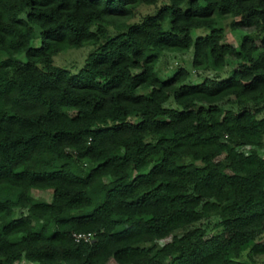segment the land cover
Segmentation results:
<instances>
[{"label": "trees", "instance_id": "1", "mask_svg": "<svg viewBox=\"0 0 264 264\" xmlns=\"http://www.w3.org/2000/svg\"><path fill=\"white\" fill-rule=\"evenodd\" d=\"M157 1L0 0V264H255L264 255V157L237 150L264 145V116L223 107L264 102V0H166L124 22ZM228 17L243 31L237 47L216 24ZM195 29L208 32L193 39ZM83 44L93 49L76 72L53 64ZM190 48L193 69L230 64L229 76L192 84L179 68L158 77L163 51ZM30 189H51V201ZM209 215L220 228L210 237L198 226L172 235ZM73 232L95 235L75 242Z\"/></svg>", "mask_w": 264, "mask_h": 264}, {"label": "rangeland", "instance_id": "2", "mask_svg": "<svg viewBox=\"0 0 264 264\" xmlns=\"http://www.w3.org/2000/svg\"><path fill=\"white\" fill-rule=\"evenodd\" d=\"M167 3L166 0H158L154 5H138L134 11L133 16L127 20H124L126 24L134 23L140 21L146 15H152L156 12L157 8L161 5ZM116 21L123 20V18L115 17ZM231 18H221L216 21L218 27L223 29V38L222 42L226 44H230L234 47H237L240 39L243 35V31L238 28L231 29L229 23ZM167 23L164 24V28H167ZM35 33L38 32V27L34 26ZM108 32L110 35L116 33V29L110 25L108 27ZM208 32L206 29H195L191 31V37L194 39L198 35H204ZM32 47H37L39 45L38 37L34 38L31 42ZM258 41L256 44L258 45ZM93 46L89 44H83L80 47H73L65 49L56 55L53 56L52 61L53 64L62 68L67 69L70 73L76 72L79 68L83 66L84 60L87 57L88 53L92 51ZM18 60H24L23 55H15ZM191 59H192V48H190L186 52H172V51H163L159 59L155 65V70L157 75L160 79H167L177 71L179 68H184L188 71L189 77L187 79L188 83H198L204 77H210L213 79H225L230 74V64L226 65L221 70H195L191 66ZM166 107H174V103L172 99H169L167 102L163 104ZM224 109H229L233 111L240 110L242 108L249 109L252 111H257V116L262 117L264 116V102L255 105L253 103H248L245 106L241 107L234 103V101H226L223 103ZM132 121H136V117L130 118ZM237 150L244 154H248L251 150L257 151V153L264 157V145L260 148L258 147H251V146H238ZM104 182H107L109 179L105 177ZM29 194L36 199H43L47 202L51 201L52 191L51 189H30ZM21 213H25V210L20 208H16L14 210L15 217L19 216ZM218 224V217L215 215H209L203 217L197 223L193 225L186 226L182 229H177L172 232V235L180 236L182 234L187 233L193 227H201L205 231V238L210 237L212 234L219 231ZM263 237H259L258 240L262 241ZM169 240V239H168ZM264 260V255L254 257L255 264H261ZM14 264H31L25 259H21L20 261H16ZM108 264H115L112 259L109 260Z\"/></svg>", "mask_w": 264, "mask_h": 264}, {"label": "built area", "instance_id": "3", "mask_svg": "<svg viewBox=\"0 0 264 264\" xmlns=\"http://www.w3.org/2000/svg\"><path fill=\"white\" fill-rule=\"evenodd\" d=\"M95 233L93 232H73L72 233V238L74 239L75 242H91L93 240Z\"/></svg>", "mask_w": 264, "mask_h": 264}]
</instances>
